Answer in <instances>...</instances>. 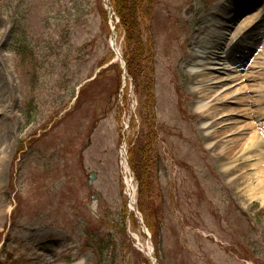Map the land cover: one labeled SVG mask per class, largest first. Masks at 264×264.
<instances>
[{
	"label": "rangeland",
	"instance_id": "rangeland-1",
	"mask_svg": "<svg viewBox=\"0 0 264 264\" xmlns=\"http://www.w3.org/2000/svg\"><path fill=\"white\" fill-rule=\"evenodd\" d=\"M245 2L253 6L228 34L264 0H156L142 32L154 53L161 161L139 207L129 153L146 96L116 71L114 24L122 56L124 43L115 15L103 0H0V264H152L149 244L158 264H264V202L250 196L253 177L226 169L229 160L246 166L240 151L209 145L185 64L201 25ZM245 33L221 44L229 63L262 50L264 14ZM250 77L264 111V61Z\"/></svg>",
	"mask_w": 264,
	"mask_h": 264
},
{
	"label": "bare ground",
	"instance_id": "bare-ground-1",
	"mask_svg": "<svg viewBox=\"0 0 264 264\" xmlns=\"http://www.w3.org/2000/svg\"><path fill=\"white\" fill-rule=\"evenodd\" d=\"M250 2L241 4L239 8L232 7L229 13H223L226 18L224 22L220 19H209L206 22L210 23L207 27L201 25L191 42L192 48L185 64L193 72L190 83L196 93L195 108L202 115L201 128L207 135L209 145L217 144L221 155L240 151L239 159L246 166H237L233 164L234 160H229L226 169H237V174H243L246 178L253 177L255 186L249 185L250 196L264 202V111H257L258 100L262 94L250 81V76L254 75L264 61V40H260H263L260 45L263 46L262 50L249 57L246 62H240L239 58L235 62L237 65L231 62L232 65L229 66V57L221 49V44L227 37L230 41L238 40L261 20L264 7L246 17L235 32L228 34L231 22L240 17L241 11L251 9L253 5H249ZM110 47L116 49L115 37H112ZM251 49V46L247 47L244 56H249ZM4 103V98L0 95V121L7 117L8 109ZM1 148L2 144L0 173L7 158ZM44 236L39 235L41 239ZM150 250L149 244L148 253ZM81 260L73 264H82ZM54 264L63 263L56 260Z\"/></svg>",
	"mask_w": 264,
	"mask_h": 264
},
{
	"label": "trees",
	"instance_id": "trees-1",
	"mask_svg": "<svg viewBox=\"0 0 264 264\" xmlns=\"http://www.w3.org/2000/svg\"><path fill=\"white\" fill-rule=\"evenodd\" d=\"M115 15L119 18L118 28L123 32V59L126 61V71L135 87L145 92V104L140 114V133L138 140L132 142L129 153L130 168L135 173L138 182V194L141 202L153 195V174L160 164L161 156L157 146V129L154 124L155 92L153 81L154 62L151 38H143V29L149 15L152 14L156 0H109ZM120 74L121 68L115 65ZM147 112L145 114V111ZM147 114L151 117L148 119ZM141 210V208H140Z\"/></svg>",
	"mask_w": 264,
	"mask_h": 264
},
{
	"label": "water",
	"instance_id": "water-1",
	"mask_svg": "<svg viewBox=\"0 0 264 264\" xmlns=\"http://www.w3.org/2000/svg\"><path fill=\"white\" fill-rule=\"evenodd\" d=\"M103 1H104V5L106 7V11L108 12L109 18H111V16L114 14L113 7H111V4H110L109 0H103ZM115 34H116V30H115V26H114L112 28L111 38L112 37L114 38ZM116 56L118 58H121L120 53L118 51L116 52ZM124 69H125V63H124ZM124 69H123V72H124ZM95 178H96V174L95 173H91L89 175V179H88L89 184H91L93 182L92 180H94ZM132 204H133V202H132ZM132 209L135 212V216L139 218L138 211H136L134 207ZM151 260H152L153 264H158V262H157V260L155 258L151 257Z\"/></svg>",
	"mask_w": 264,
	"mask_h": 264
}]
</instances>
